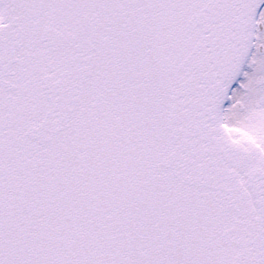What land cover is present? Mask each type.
Listing matches in <instances>:
<instances>
[{
	"label": "snow or ice",
	"instance_id": "snow-or-ice-1",
	"mask_svg": "<svg viewBox=\"0 0 264 264\" xmlns=\"http://www.w3.org/2000/svg\"><path fill=\"white\" fill-rule=\"evenodd\" d=\"M0 264H264V0H0Z\"/></svg>",
	"mask_w": 264,
	"mask_h": 264
}]
</instances>
